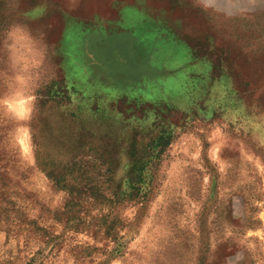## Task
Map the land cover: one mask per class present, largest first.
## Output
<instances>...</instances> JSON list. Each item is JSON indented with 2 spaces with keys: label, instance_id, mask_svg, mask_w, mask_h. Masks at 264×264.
Segmentation results:
<instances>
[{
  "label": "rangeland",
  "instance_id": "1",
  "mask_svg": "<svg viewBox=\"0 0 264 264\" xmlns=\"http://www.w3.org/2000/svg\"><path fill=\"white\" fill-rule=\"evenodd\" d=\"M0 264H264V0H0Z\"/></svg>",
  "mask_w": 264,
  "mask_h": 264
}]
</instances>
